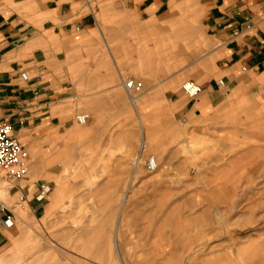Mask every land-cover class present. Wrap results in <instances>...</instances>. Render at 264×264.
Here are the masks:
<instances>
[{
    "label": "rangeland",
    "instance_id": "374dc122",
    "mask_svg": "<svg viewBox=\"0 0 264 264\" xmlns=\"http://www.w3.org/2000/svg\"><path fill=\"white\" fill-rule=\"evenodd\" d=\"M85 39L77 55L89 93L69 86L54 112L60 126L54 120L14 135L28 174L16 186L0 182V264H264V89L226 90L198 115L189 109L201 95L186 97L179 113L163 92L199 85L189 62L199 48L134 39L117 54L124 58L126 49L146 60L163 50L166 61L153 69L159 77L147 79L150 88L132 94L133 107L122 78L145 83L146 66L160 63L111 62L103 32ZM98 56L101 92L111 86L102 93L91 77ZM108 67L112 84L103 79ZM81 115L85 125L77 123ZM46 130L69 136L56 141ZM150 157L154 172L146 168ZM42 184L49 192L39 199ZM7 219L12 225L3 228Z\"/></svg>",
    "mask_w": 264,
    "mask_h": 264
},
{
    "label": "crops",
    "instance_id": "0c3cea01",
    "mask_svg": "<svg viewBox=\"0 0 264 264\" xmlns=\"http://www.w3.org/2000/svg\"><path fill=\"white\" fill-rule=\"evenodd\" d=\"M188 1L185 7L181 0H0V121L12 126L16 138L23 127L52 125L54 120L60 126L54 112L62 107L61 96L72 91L69 86L89 93L84 88L89 76L79 73L85 59L77 51L95 31L107 38L111 62L160 63L157 68L146 66L143 90L150 88L147 79L159 77L153 69H163L165 52L148 54L144 60L133 59L125 49L122 58L118 47L150 38V45L163 47L167 37L168 46L199 48L189 59L202 87L189 109L197 115L218 106L226 90L264 89V0ZM181 38L187 42L180 43ZM95 62L91 77L98 80L97 92L102 93L111 86L101 92V57ZM122 68L128 73L127 65ZM22 73L27 80H22ZM113 77L108 67L103 79L112 84ZM179 90L164 89L163 99L182 113L189 100Z\"/></svg>",
    "mask_w": 264,
    "mask_h": 264
},
{
    "label": "built area",
    "instance_id": "2783aa9c",
    "mask_svg": "<svg viewBox=\"0 0 264 264\" xmlns=\"http://www.w3.org/2000/svg\"><path fill=\"white\" fill-rule=\"evenodd\" d=\"M22 80H27V74H21ZM121 84L126 90L128 96L132 98V94L139 95L143 89L140 82L132 79L122 78ZM222 85V81H220ZM181 91L189 99H195L202 92L201 86L192 82L186 81L181 85ZM88 120L86 115H81L77 118L79 125H85ZM27 154L22 145L14 137L12 126L4 121H0V182L12 186H16L28 174L26 166ZM146 168L149 172H154L157 169V163L154 157H150L146 163ZM49 192V187L42 184L39 191V199H44ZM11 221L3 222V228H9Z\"/></svg>",
    "mask_w": 264,
    "mask_h": 264
},
{
    "label": "bare ground",
    "instance_id": "6f19581e",
    "mask_svg": "<svg viewBox=\"0 0 264 264\" xmlns=\"http://www.w3.org/2000/svg\"><path fill=\"white\" fill-rule=\"evenodd\" d=\"M137 82H140V81H137ZM140 83H141V82H140ZM141 84H142V83H141ZM142 87H143V86H142ZM130 102H131L132 106L135 107V104H136V102H137V98H130ZM143 122H144V120H143ZM140 123H141V126L144 127L143 123H142V122H140ZM46 131L50 132V130H46ZM49 136H51L52 139H54V140H56V141H63V142H64V141L67 140V138H68V136H69V133H67V134H65V135H59L58 132H56V131H51V132L49 133ZM140 149H141V151L144 149V143L141 145ZM133 165H134V167H137V166L139 165V160H135V161L133 162ZM32 173H34V170H32V169L30 168V169H29V174H30V177H31V178H33Z\"/></svg>",
    "mask_w": 264,
    "mask_h": 264
}]
</instances>
